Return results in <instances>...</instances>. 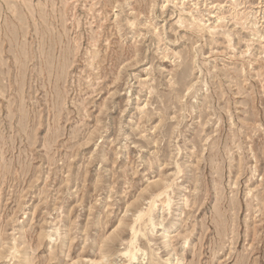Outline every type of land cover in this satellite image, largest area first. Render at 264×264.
<instances>
[{"label": "rangeland", "instance_id": "1", "mask_svg": "<svg viewBox=\"0 0 264 264\" xmlns=\"http://www.w3.org/2000/svg\"><path fill=\"white\" fill-rule=\"evenodd\" d=\"M154 200L139 263L264 264V0H0V264H127Z\"/></svg>", "mask_w": 264, "mask_h": 264}, {"label": "bare ground", "instance_id": "2", "mask_svg": "<svg viewBox=\"0 0 264 264\" xmlns=\"http://www.w3.org/2000/svg\"><path fill=\"white\" fill-rule=\"evenodd\" d=\"M159 206H160V208H158V210L161 209L162 214H163L164 211L169 209V206H170L169 198L166 200L165 199L161 200ZM159 206L156 205L155 200H154L151 202V205L146 212H140L136 215V221L138 222V229H136L135 227H132V237L128 242L129 247L131 249H127L121 253L122 256L126 258L127 264H142V263H139V262H143V261L140 260L141 258H140V256H138V252L143 251V249L136 246V243L139 240H141V243H143V242L145 244L149 243L150 242L149 235L152 236L155 233L157 226H162V221L160 220L159 216H158V218H159L158 221H155L154 215H153V209L155 207H159ZM170 240L171 239L169 237L168 241L170 242ZM169 255H170V257L168 256L169 258L165 260L164 264H182L181 261L175 257V254L173 252L172 253L170 252ZM103 258H104V256H103ZM155 259H156L155 255L151 254L150 259L148 258V260H149L148 264H155V261H156ZM135 261H136V263H135Z\"/></svg>", "mask_w": 264, "mask_h": 264}]
</instances>
